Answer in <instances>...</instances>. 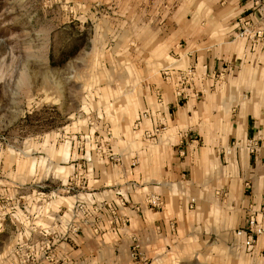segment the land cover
Instances as JSON below:
<instances>
[{
    "label": "rangeland",
    "instance_id": "obj_1",
    "mask_svg": "<svg viewBox=\"0 0 264 264\" xmlns=\"http://www.w3.org/2000/svg\"><path fill=\"white\" fill-rule=\"evenodd\" d=\"M203 1L0 0V264H134L136 236L102 235L127 229L120 205H165L141 194L166 158L152 144L165 130L141 113ZM129 180L140 203L93 195ZM207 231L174 264L240 262L232 237Z\"/></svg>",
    "mask_w": 264,
    "mask_h": 264
},
{
    "label": "crops",
    "instance_id": "obj_2",
    "mask_svg": "<svg viewBox=\"0 0 264 264\" xmlns=\"http://www.w3.org/2000/svg\"><path fill=\"white\" fill-rule=\"evenodd\" d=\"M196 3L141 113L146 128L165 130L152 144L166 155L157 175L143 178L141 194L160 195L165 205L140 211L120 205L128 230L108 227L102 236L121 234L130 246L136 236L150 264H174L183 241H206L208 228L233 238L237 264H264V235L248 251L236 234L246 228L249 214L260 217L264 211V41L241 35L247 21L264 26V0ZM187 68L197 77L178 95V72ZM250 139L259 144L255 153L247 147ZM137 185L129 180L93 195L100 202L118 203L122 196L140 203L132 198Z\"/></svg>",
    "mask_w": 264,
    "mask_h": 264
},
{
    "label": "built area",
    "instance_id": "obj_3",
    "mask_svg": "<svg viewBox=\"0 0 264 264\" xmlns=\"http://www.w3.org/2000/svg\"><path fill=\"white\" fill-rule=\"evenodd\" d=\"M241 35L247 36L248 38L255 41H264V26L259 23H252L250 21L245 22V28L242 30ZM166 76H169L166 72ZM197 77V73L194 68H187L185 70H179L177 76V86L176 92L178 95H183L186 93L187 89H189L195 79ZM196 96L200 97V93L196 92ZM156 131H159L157 129ZM247 147L250 153H255L258 151L259 144L256 140L250 139L248 140ZM153 206H159L161 204L160 198H153L151 200ZM111 211L116 214L114 208H111ZM237 236L244 237V245L248 251L253 250L256 241L262 235H264V211L262 214L251 213L247 218V226L244 229H238L236 231ZM136 245L132 250V259L134 264H142L145 262L144 253L141 252Z\"/></svg>",
    "mask_w": 264,
    "mask_h": 264
}]
</instances>
